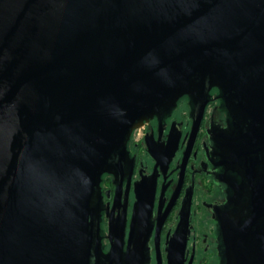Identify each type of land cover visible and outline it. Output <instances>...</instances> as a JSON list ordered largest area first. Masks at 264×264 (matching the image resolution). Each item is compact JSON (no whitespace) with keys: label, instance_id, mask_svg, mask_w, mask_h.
I'll return each instance as SVG.
<instances>
[{"label":"water","instance_id":"95a60500","mask_svg":"<svg viewBox=\"0 0 264 264\" xmlns=\"http://www.w3.org/2000/svg\"><path fill=\"white\" fill-rule=\"evenodd\" d=\"M213 87L264 99V0H0V264H143L144 240L103 256L102 177ZM224 235L227 264H264V197Z\"/></svg>","mask_w":264,"mask_h":264},{"label":"flooded vegetation","instance_id":"af4514ba","mask_svg":"<svg viewBox=\"0 0 264 264\" xmlns=\"http://www.w3.org/2000/svg\"><path fill=\"white\" fill-rule=\"evenodd\" d=\"M230 101L213 87L199 123L184 96L133 131L122 174H105L100 185L103 256L120 237L124 260L138 239L143 264H227L228 218L264 197V155L254 150L264 99Z\"/></svg>","mask_w":264,"mask_h":264}]
</instances>
